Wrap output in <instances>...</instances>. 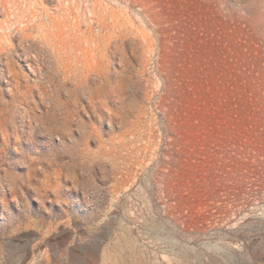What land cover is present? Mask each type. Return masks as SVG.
<instances>
[{
	"label": "rangeland",
	"instance_id": "374dc122",
	"mask_svg": "<svg viewBox=\"0 0 264 264\" xmlns=\"http://www.w3.org/2000/svg\"><path fill=\"white\" fill-rule=\"evenodd\" d=\"M0 264H264V0H0Z\"/></svg>",
	"mask_w": 264,
	"mask_h": 264
}]
</instances>
